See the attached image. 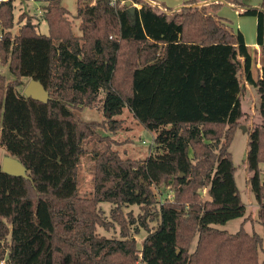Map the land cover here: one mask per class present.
<instances>
[{"label": "trees", "instance_id": "obj_1", "mask_svg": "<svg viewBox=\"0 0 264 264\" xmlns=\"http://www.w3.org/2000/svg\"><path fill=\"white\" fill-rule=\"evenodd\" d=\"M42 1L46 35L26 12L16 22L12 2L0 4V62L12 77L7 81L0 73V147L27 174L12 177L0 169V260L264 264V66L254 79L242 35L217 15L227 4L255 17L262 46L264 0L258 7L241 0H189L175 10L154 0H117L116 6L124 4L116 9L110 0H77L79 36L62 0ZM127 1L140 7L131 13ZM25 79L42 85L46 103L19 93ZM246 85L259 96L260 122L247 128L246 184L262 235L213 227L245 214L229 146L247 122L241 107ZM100 94L111 131L119 125L112 118L127 109L154 135L144 160L121 158L111 137L98 133L99 124L80 117ZM86 154L93 163L92 194L81 197L77 173ZM159 188L171 199L160 203ZM101 203L115 206L111 217L121 239L97 235L98 227L110 228ZM128 205L139 206L141 216L125 219L121 209ZM135 223L147 234L140 251L128 230Z\"/></svg>", "mask_w": 264, "mask_h": 264}, {"label": "rangeland", "instance_id": "obj_2", "mask_svg": "<svg viewBox=\"0 0 264 264\" xmlns=\"http://www.w3.org/2000/svg\"><path fill=\"white\" fill-rule=\"evenodd\" d=\"M15 0L14 3V13L15 21L17 22L19 15L23 12H26L32 16V22L38 24L36 30L41 35H46L48 33L47 24L41 17L34 15L37 14L35 11L36 8L41 6L38 2H28L25 0ZM91 1V0H90ZM241 2L248 4L249 0H241ZM262 2V1H261ZM260 2V4H261ZM76 5L77 0H62V6L67 11V16L72 22L73 33L76 36L80 35L78 30L79 21L76 19ZM136 8L140 6L135 5ZM223 7V6H222ZM220 8V10L222 9ZM219 10V11H220ZM218 11V12H219ZM34 17V18H33ZM27 20V16L22 20V22ZM231 25V22H229ZM19 26L15 23V26L12 30V34H17ZM264 65V58L262 60ZM255 72V71H254ZM0 73L6 76V80L9 81L12 77L9 75L6 67L0 64ZM256 73V72H255ZM254 73V74H255ZM28 79L23 80V86L18 89L20 94H23V90L28 83ZM103 95L99 96V103L93 108L84 109L79 115L87 122H94L99 124L97 129L98 133L102 136H109L113 140L112 149L115 150L121 158H129L134 160H144L150 153L153 143L154 135L140 125L133 117L132 114L124 109L123 113L120 116L113 117L112 120L119 122L118 127L114 130H110L109 121L110 119L106 117L101 108V100ZM259 106V96L256 91L248 90L245 96L241 97V107L243 112L246 115L247 122H244L243 127L238 129L229 146V152L232 157V162L236 168L235 172V182L237 189L240 193L242 202L245 205V214L242 218L228 221L224 225H214L213 227L227 231L228 233L234 234L241 227L245 232L252 234L256 233L262 235V227L258 223L257 219V205L255 203L252 193L249 191L246 184V180L251 176V173L248 171L246 166V152L248 149V134L247 128L253 124L260 122V117L258 113ZM93 145H89L87 149L91 152L94 149ZM101 145L96 149H101ZM9 156L7 152L0 147V166L3 158ZM92 160L88 154L80 158V163L78 165V190L81 197H90L92 194ZM261 180L264 181V163L259 165ZM157 200L161 203L165 196H170L171 193L166 189L159 188L156 189ZM203 198L206 197V191L202 192ZM159 203V204H160ZM115 206L108 203L99 204V210L106 222L110 223V228L105 230L104 228H97V235L105 237L107 239H121V230L120 226L115 223L111 217L112 211ZM121 212L125 219H129L131 215L134 219L141 216L142 209L139 206H123ZM149 227L154 228L157 226V222L149 221ZM129 235L133 237L136 241L137 249L140 251L143 246L145 237L147 236L146 232L135 223L133 225H128ZM195 246V240L192 244V248Z\"/></svg>", "mask_w": 264, "mask_h": 264}, {"label": "crops", "instance_id": "obj_3", "mask_svg": "<svg viewBox=\"0 0 264 264\" xmlns=\"http://www.w3.org/2000/svg\"><path fill=\"white\" fill-rule=\"evenodd\" d=\"M160 4H163L169 9H177L184 2L189 0H154ZM198 5H205L209 2L222 1V0H196ZM262 0H249L248 6L258 7ZM92 4V3H91ZM77 7V6H76ZM243 9H233L229 5L224 4L222 9L217 13V15L223 19L234 31L239 32L243 39L245 45L249 48L251 54V73L253 78L256 79L261 72V68L264 66L262 60L264 58V39L263 45L259 46L257 44V34L256 26L257 19L255 17H247L242 15ZM256 73H255V72ZM255 73V74H254ZM252 90L246 85V91ZM246 94V93H245ZM244 94V96H245Z\"/></svg>", "mask_w": 264, "mask_h": 264}, {"label": "water", "instance_id": "obj_4", "mask_svg": "<svg viewBox=\"0 0 264 264\" xmlns=\"http://www.w3.org/2000/svg\"><path fill=\"white\" fill-rule=\"evenodd\" d=\"M125 6L128 10L133 13L135 11V6L131 5L130 1L125 3ZM31 26V23H28V27ZM23 95L26 98H30L34 101H38L41 103H46L48 100V92L42 87V85L34 80H29L27 85L23 90ZM242 130L245 128L242 126L240 127ZM1 172L5 173L12 177H21L26 179V169L24 166L14 157L5 156L1 162L0 166Z\"/></svg>", "mask_w": 264, "mask_h": 264}, {"label": "built area", "instance_id": "obj_5", "mask_svg": "<svg viewBox=\"0 0 264 264\" xmlns=\"http://www.w3.org/2000/svg\"><path fill=\"white\" fill-rule=\"evenodd\" d=\"M14 1L15 0H0V4L8 3V2L13 3ZM25 1H28V2H34L35 1V2H38L39 4H41V6L36 8L35 11L37 12V14H34V15H37L39 17H42L44 15V12H45L44 8L47 6V3L45 1H42V0H40V1H38V0H25ZM95 1L96 0H91V3L93 4ZM20 2L22 3V0ZM116 3H117V0H110V5L115 9L117 7L122 6L124 4V1H121L118 6H116ZM13 5H14V3H13ZM133 6H135V5H133ZM0 39H1V33H0ZM0 64H1V62H0ZM171 197H172V194L170 196H167V199H171ZM0 264H5V260L4 259L0 260Z\"/></svg>", "mask_w": 264, "mask_h": 264}]
</instances>
